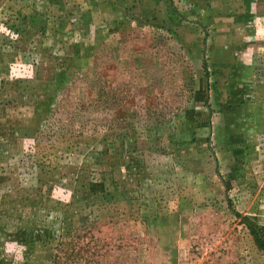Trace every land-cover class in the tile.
Wrapping results in <instances>:
<instances>
[{
  "label": "rangeland",
  "instance_id": "rangeland-1",
  "mask_svg": "<svg viewBox=\"0 0 264 264\" xmlns=\"http://www.w3.org/2000/svg\"><path fill=\"white\" fill-rule=\"evenodd\" d=\"M236 213L264 226V0H0V264H264Z\"/></svg>",
  "mask_w": 264,
  "mask_h": 264
},
{
  "label": "trees",
  "instance_id": "trees-1",
  "mask_svg": "<svg viewBox=\"0 0 264 264\" xmlns=\"http://www.w3.org/2000/svg\"><path fill=\"white\" fill-rule=\"evenodd\" d=\"M132 161V168L134 169L133 173H129L127 174V177L124 178V180L121 181V187L125 190L128 184V180L132 181V183L134 182V179H139V177L142 175L141 174V170H140V164L138 163V157H134L132 156L131 158ZM108 162L105 161V158H102L101 160H89V158H87L83 164V166L80 168L79 172H78V177L82 176V174H85L87 172H96L100 171L95 169V171H91L93 169V166H98L100 165L102 167V172H100V178L99 177H95L93 178L91 182V184L94 182H96L97 184L94 185V191L96 192H102V194L106 197L110 191H109V186L106 183V179H105V167L107 166ZM126 168H130V166H127ZM98 187L101 188L100 190H98ZM236 217H238L240 219V223L242 225H244L251 237L254 239L255 241V245L258 248V250L263 254L264 256V226H261L258 223L257 218H252V217H248V216H242L239 213H236ZM59 258V255H56V259ZM57 260H55V264H56Z\"/></svg>",
  "mask_w": 264,
  "mask_h": 264
}]
</instances>
